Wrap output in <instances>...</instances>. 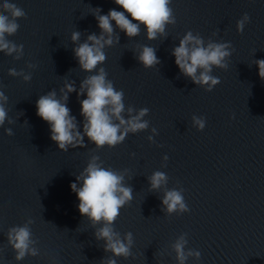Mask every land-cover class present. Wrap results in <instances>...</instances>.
I'll list each match as a JSON object with an SVG mask.
<instances>
[{
  "label": "water",
  "instance_id": "water-1",
  "mask_svg": "<svg viewBox=\"0 0 264 264\" xmlns=\"http://www.w3.org/2000/svg\"><path fill=\"white\" fill-rule=\"evenodd\" d=\"M9 2L26 18L18 19V31L7 37L24 46L23 57L14 60L0 52V91L14 121L0 127V264H100L111 256L103 251L104 242L95 240L70 189L91 154L105 167L128 169L125 183L133 188V200L113 227L121 237L133 234L135 258L113 257L116 264H176L169 245L181 233H187V248L201 253L186 264H264V81L252 63L264 59V0H171L176 23L166 26L165 39L147 40L143 25L131 39L117 29L119 43L104 49L107 58L100 67L123 90L126 107L149 109L143 118L149 129L128 134L113 148L96 149L85 137V147L67 152L50 140L49 125L36 115V100L53 89L59 96L66 80L75 81L78 90L81 80L94 74L79 70L70 41L75 30L82 33L80 42L99 34L91 7L100 8L101 15L123 9L113 0ZM245 13L249 22L238 33L236 21ZM188 31L205 41L230 42L234 49L226 70L213 69L220 83L211 91L181 75L170 54ZM138 45L155 48L160 64L143 68L132 51ZM27 63L36 68L27 69ZM10 68L31 71V80L10 77ZM84 98L72 92L66 105L78 124ZM193 115L205 118L203 130L192 127ZM5 128L13 135H5ZM151 128L158 132L153 143L146 139ZM154 171L166 173L167 188L184 189L188 212L161 211L162 193L148 191L146 177ZM28 218L34 221L39 255L17 262L5 233Z\"/></svg>",
  "mask_w": 264,
  "mask_h": 264
},
{
  "label": "clouds",
  "instance_id": "clouds-1",
  "mask_svg": "<svg viewBox=\"0 0 264 264\" xmlns=\"http://www.w3.org/2000/svg\"><path fill=\"white\" fill-rule=\"evenodd\" d=\"M113 2L123 11L110 9L107 14L101 15L100 8L91 7V15L100 29L99 34H88L83 42H80L82 35L80 31H72L70 35V41L74 45L73 56L77 60L79 70L94 74L86 75L81 80L78 90L75 81L66 80L58 90L59 96L57 90L53 89L40 95L36 100V115L49 125V138L57 145L59 151L67 152L69 149L85 147V137L96 149L104 146L113 148L121 144L128 134L149 129V121L143 119L148 115L149 109H135L131 105L126 107L123 90L114 87L113 82L107 79L108 73L100 65L107 58L104 49L119 43L117 29L131 39L139 35L140 26L143 25L147 40L167 38L166 26L176 23L173 9L170 7L171 0H113ZM21 18H26V13L16 3L9 0L0 3V52L12 56L14 60L23 57L24 46L14 43L7 37L15 35L18 31L20 25L16 21ZM249 19L245 13L236 21L238 33L243 31ZM218 31V29L213 31L212 36H216ZM132 51L136 60L145 69L155 68L160 64L156 49L151 46L138 45ZM233 51L230 42H214L211 37L205 41L199 33L193 34L192 31H188L179 39L178 46L171 49L170 54L174 57L180 74L207 92L220 83L219 77L212 75L213 69L226 70L228 58ZM252 63L258 69V77L264 81V59L254 60ZM25 67L34 70L36 65L27 63ZM7 74L10 77H20L24 82L31 80V71L25 72L24 69L18 71L10 68ZM72 92H76L77 98L81 95L86 97L79 101L80 114L83 117L79 124L66 106ZM7 101L8 97L0 91V127L6 121L8 124L14 122L8 116L9 110L5 107ZM205 123L202 116L191 117V125L197 131L203 130ZM150 132L146 139L153 143V138L158 132L156 128H151ZM4 133L8 136L13 135L11 128H5ZM167 160L168 156L164 155L162 161L165 164H162V167L166 166ZM127 174L128 169L115 170L105 167L98 155L91 154L86 166L76 175L75 182L70 184L71 191L76 194L79 201L77 206L79 213L86 217L94 228L95 240L103 241L101 245L103 251L111 253V256L102 258L100 264H116L113 257L135 258L131 251L134 244L133 234L126 232L121 237L120 232L113 227L121 209L133 200V188L125 183ZM146 179L149 192L162 193L159 195L161 211L166 216L173 213L180 215L190 210L184 199L183 188L166 187L169 180L166 173L154 171ZM33 223L34 221L28 218L22 225L12 226L5 233L7 245L15 253L14 260L17 262L26 256L39 255V249L36 247L38 241L33 238L30 227ZM97 225L100 226L96 227ZM187 244V233H181L169 245L171 253L175 254L176 264H186L189 258L200 259L201 253L187 248Z\"/></svg>",
  "mask_w": 264,
  "mask_h": 264
}]
</instances>
